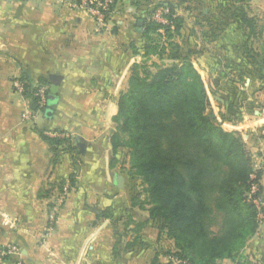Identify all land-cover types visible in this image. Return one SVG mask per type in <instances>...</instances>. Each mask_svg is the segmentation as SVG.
Instances as JSON below:
<instances>
[{
    "label": "crops",
    "instance_id": "0c3cea01",
    "mask_svg": "<svg viewBox=\"0 0 264 264\" xmlns=\"http://www.w3.org/2000/svg\"><path fill=\"white\" fill-rule=\"evenodd\" d=\"M157 1L118 0L116 13L99 29L84 8L74 6L79 0H0V247L14 244L21 253L0 264H152L154 260L166 264L176 251L172 240L160 236L148 213L132 207L141 186L128 176L129 158L118 154L111 164L117 99L132 66L144 59L137 20ZM201 42V37L195 39L196 44ZM241 53L237 59L248 72L245 75L227 67L230 57L225 51L213 55L211 68L202 65L200 71L211 69L215 83L230 78L235 88L239 83L258 87L260 81L252 77V66L247 59L244 64ZM24 69L34 84L47 79L48 89L50 76L58 77L56 100L47 108L51 114L47 109L33 110L30 100L15 90ZM25 110H30L32 120L22 118ZM257 119L242 122L251 133L243 136L254 156H263L264 178V141L249 142L251 131L264 135V128H255L261 123ZM58 132L74 137L76 146L81 140L84 152L78 146L77 151L67 150L73 147L70 142L56 145L54 152L44 135L55 137ZM73 175L75 185L70 181ZM117 175L124 178L122 187ZM105 210L119 218L118 230L125 234L122 248L133 237L129 231L133 225L125 226L127 216L148 220L140 232L143 245L116 256L112 220L98 218V212ZM250 243L252 239L244 250L248 253ZM218 264L235 263L226 259Z\"/></svg>",
    "mask_w": 264,
    "mask_h": 264
},
{
    "label": "trees",
    "instance_id": "16d2710c",
    "mask_svg": "<svg viewBox=\"0 0 264 264\" xmlns=\"http://www.w3.org/2000/svg\"><path fill=\"white\" fill-rule=\"evenodd\" d=\"M245 1L237 0L233 11L225 9L224 13L230 14L246 33L244 64L247 59L252 77L260 81L259 90L264 92V26L259 27L257 18L249 15ZM160 4L170 10L165 14L168 23L153 19V11L137 20L145 61L132 66L117 99L111 164L118 154L129 158L128 176L141 182L132 207L146 211L160 236L172 240L176 248L166 264H173L170 257L181 260L180 264H218L226 259L245 264L241 262L242 253L259 229L260 213L264 215L256 203L263 171L255 169L254 153L241 133L225 130L221 121L208 114V90L191 59L197 51L191 47L184 50L182 42L175 40L185 19L176 14L174 3ZM256 43H260L259 49L254 47ZM153 56L166 57L171 64L155 63V70H151L146 60ZM237 65L242 66H237L241 73H248L242 64ZM232 66L229 61L227 67ZM20 81L33 110L49 108V89L44 106L39 105L36 95V86L48 87L47 79L40 78L34 84L29 70L24 69ZM209 88L215 95L211 84ZM44 138L54 152L56 145L64 142L73 145L67 150L77 151L70 135ZM70 181L76 184L74 175ZM98 218L112 220L117 235L116 256L120 257L124 249L143 245L140 232L148 220L134 221L127 216L125 226L133 225L129 230L133 237L122 248L125 234L118 230L119 218L109 210L99 211Z\"/></svg>",
    "mask_w": 264,
    "mask_h": 264
},
{
    "label": "rangeland",
    "instance_id": "374dc122",
    "mask_svg": "<svg viewBox=\"0 0 264 264\" xmlns=\"http://www.w3.org/2000/svg\"><path fill=\"white\" fill-rule=\"evenodd\" d=\"M163 1L174 3L176 6V14L182 16L185 19L181 35L176 36L175 40L182 42L184 50L191 47L194 51H197L195 54L197 59L195 56H192L191 59L199 71L200 69L203 71L201 68L202 65L211 68L213 55H216L219 51L228 52L230 57L229 60L233 62V68L237 69V64L241 65V61H238L237 56L243 52V43L246 38V33L243 31L241 25L237 24L233 20L230 14L224 13L225 9H228L230 12H232L233 8L238 6L237 0H158L157 3H154L149 8L144 9L146 10L145 13H150V11H153L151 14L153 18V14L157 9H159L162 13L164 12L163 14H168L170 10L160 4ZM245 5L249 15L251 17L257 18L259 27L264 26V0H246ZM142 7L144 6L139 5L137 9L142 10ZM141 15L143 16V14ZM183 36H185V38H183ZM187 36H189V38ZM199 37H201L202 42L196 44L195 39ZM186 38L188 39L186 40ZM165 42L166 41L163 38L162 43ZM259 45L260 43H256L254 47L259 49ZM143 61L145 60H140L138 63ZM146 62L150 66L151 70H155L153 67L155 63L160 66L171 64V61L168 58H160L156 56H153L150 60H146ZM201 71L200 73L205 80L210 102L208 114L211 116L212 114H215V118L222 122V126L225 130L237 131L241 133L242 136L247 134L249 135L251 133L248 130L243 129L248 127L242 126V122L248 118L255 120L257 117H260L257 119V123H261L255 128H264V96L262 94L264 92L259 90V86H241V83H239V86H236L235 88V85L230 78L222 79L219 83H215L211 79L213 76L211 69L210 72ZM209 81L212 83V88L216 90L215 95L212 94L209 88ZM241 87L243 89H241ZM36 88L39 90L45 88V86L38 85ZM247 93L251 95L253 94V99H249ZM255 94L257 95V98H254ZM231 105H233L234 108L229 110L228 107ZM255 111L258 112L259 116L255 114ZM245 113L248 114V117L245 116ZM251 132L252 137L250 138V143L254 145V143L257 141H264V139H262L264 138V135L261 137L259 133L258 135H255V132L257 131ZM255 154L254 167L256 170L263 171V156H258L257 153ZM262 179V190L258 204L263 211L264 178ZM132 181L136 186H140L141 184L139 180L132 179ZM263 240L264 218L261 220L259 229L252 239V243H250L252 246L249 247V253L247 251H243L242 253V263L262 264L261 260L264 259V253L262 250Z\"/></svg>",
    "mask_w": 264,
    "mask_h": 264
},
{
    "label": "built area",
    "instance_id": "2783aa9c",
    "mask_svg": "<svg viewBox=\"0 0 264 264\" xmlns=\"http://www.w3.org/2000/svg\"><path fill=\"white\" fill-rule=\"evenodd\" d=\"M117 4L118 0H79L78 3L74 4V6H79L81 8H84L89 15L91 16L92 20L94 21V24L97 28L104 27L114 16L115 10H117ZM130 10V9H129ZM162 12L157 9L155 13L153 14L155 20H158L162 23H168L167 18L165 17V14H161ZM165 18V19H164ZM48 87H45L43 89L37 90L36 95L40 97L39 105L44 106L46 104V91ZM15 90L23 95V92L25 90L24 84L22 81L18 80L15 83ZM22 118L24 120H32L33 116L30 110H25L22 114ZM53 136L55 137H67V134H58L54 133ZM67 188H65V191ZM253 190L256 191L257 187H253ZM258 204V201H256ZM258 207L260 208V205L258 204ZM261 210V208H260ZM261 220L264 218L263 213H260ZM51 222L55 219V212L53 211L50 215ZM52 225V224H51ZM20 249L18 246L14 244H8L6 246L0 247V262L8 259L10 257H16L20 256ZM170 260H172L173 264H180L182 263L181 260L176 259L174 257H170Z\"/></svg>",
    "mask_w": 264,
    "mask_h": 264
},
{
    "label": "water",
    "instance_id": "95a60500",
    "mask_svg": "<svg viewBox=\"0 0 264 264\" xmlns=\"http://www.w3.org/2000/svg\"><path fill=\"white\" fill-rule=\"evenodd\" d=\"M50 88H49V95H48V102L52 103L56 100L58 91H59V85H58V77L55 75L50 76ZM52 110L47 109L46 114L49 115L51 114ZM212 117L215 118V114H212ZM77 146L79 147L81 152H84L85 149V144L81 140H77ZM123 176L122 175H117L116 176V182L119 187L123 186Z\"/></svg>",
    "mask_w": 264,
    "mask_h": 264
}]
</instances>
